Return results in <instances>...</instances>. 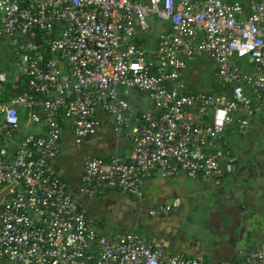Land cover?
Instances as JSON below:
<instances>
[{
	"label": "built area",
	"instance_id": "2783aa9c",
	"mask_svg": "<svg viewBox=\"0 0 264 264\" xmlns=\"http://www.w3.org/2000/svg\"><path fill=\"white\" fill-rule=\"evenodd\" d=\"M152 16L163 24L158 34ZM203 55L221 92L185 84L189 62ZM6 57L14 68L0 66V264H208L135 232H96L53 163L65 130L80 143L105 116L131 153L89 159L80 196L114 189L142 201L154 174L204 182L234 174L217 141L234 121L243 132L264 113V0H0ZM130 92L146 95L148 109L132 106ZM23 119L37 131L22 136ZM180 205L174 198L148 215ZM222 264H264V244L242 263Z\"/></svg>",
	"mask_w": 264,
	"mask_h": 264
},
{
	"label": "crops",
	"instance_id": "0c3cea01",
	"mask_svg": "<svg viewBox=\"0 0 264 264\" xmlns=\"http://www.w3.org/2000/svg\"><path fill=\"white\" fill-rule=\"evenodd\" d=\"M225 1L233 2L235 0ZM253 1L257 2L258 0ZM244 16L245 13L243 12L242 17ZM155 47L156 41L154 40L148 47H146V49L148 51H152L153 49H155ZM203 56L197 57L193 59V61L195 62L198 59H201ZM191 63L189 62L187 69L183 74V78L188 90L190 92H218L217 88L218 86L220 87V83L217 68L215 72L216 77L212 79L209 87L210 89H205V87H203L202 89H197L195 85L198 83V73L195 67H192ZM241 63L243 67L248 68L247 64L244 61H242ZM141 95H143L144 98L139 99L138 97H136V101L139 104V107L136 108L138 111H144L148 109L149 106L147 96L144 94ZM255 117H258V124L253 125V129H255L256 133H259L264 129V113H257L251 120H253ZM102 119L103 122L98 131V133L101 135H98V138H102L103 135L108 132L107 128L111 127V120L109 118L103 116ZM22 125L23 127H26L30 124H28L27 120L23 119ZM36 131L37 130L32 131L30 133H35ZM65 133L69 134L73 138L69 130H65L64 134ZM20 134L22 136L27 135L22 133ZM237 134H241V136L243 137L245 136L242 135V130L240 131L238 122L234 121L232 125L228 126L225 129L221 138L217 141V146L219 148H224L225 150H227L230 154V158L233 160V163L237 166L238 169L234 174L208 182L189 179L183 173H179L172 177H163L160 174H154L145 179L142 183V201H137L133 198L123 196L117 190L114 189L106 190L93 197L80 196L77 192L83 167L89 159L95 157L107 158L114 155L128 157L130 155L131 152L129 144L125 138L115 137L116 140H124L127 143V146H125V148H122V151L116 146L113 149L114 152L109 151L104 144L99 142L100 140H96L95 145L99 149V151L104 152L103 155L87 158L85 161L82 162L79 172L73 175L72 177L62 173L63 170L61 168L63 166L62 164H60L59 161L63 155L62 148L60 156L55 159L53 164L57 173L60 174L72 186L77 201L80 203L82 209L86 212V214L90 217L94 230L100 234H102L100 229L102 226V221L99 219L97 213L93 208L96 204L97 198L99 199L98 201L105 203L106 201H108L107 199L110 198V195L115 193L120 197H124V201H126V203H132L138 212L144 211L143 213L148 215V212L146 213V209H148L149 211L155 206L164 203H169L174 198H179L182 205L187 201L184 199L183 196H188L189 194L193 193L194 190L201 191V189H211V196L215 198V201L214 203L210 201H207L205 203H212L211 205L214 207L209 208L210 213L206 218L202 219L205 222L209 232H211L210 234H213L212 239L204 238L205 241L210 242L209 247L202 246L203 241L201 242V240H197V242L191 243V239H188L186 241L176 240L177 238L179 239V237L174 231L172 232L170 230V227L175 225L174 222L171 220L175 212H173L170 216L167 217L157 216L160 219L157 218L154 220V222L157 224L155 227V229L157 230L154 231L152 235L143 236L135 231L132 232H135L147 238L156 247L163 248L165 251L171 254H183L190 257L201 258L206 260L208 264H222L226 261L230 263H242L246 260L249 253L257 245L264 244V242L261 241L262 239H264V198L262 200L259 199L258 202L253 203L254 201L251 200L248 195L239 194L235 196V194H231V196L229 197V193L233 192L232 190L238 180V177L240 174L243 173V169L245 167L244 165H240V158L233 151L232 148L234 135ZM223 196H227L229 199V206L227 208L223 207L224 205L222 203L221 205L217 204L221 201ZM152 218H156V216Z\"/></svg>",
	"mask_w": 264,
	"mask_h": 264
},
{
	"label": "rangeland",
	"instance_id": "374dc122",
	"mask_svg": "<svg viewBox=\"0 0 264 264\" xmlns=\"http://www.w3.org/2000/svg\"><path fill=\"white\" fill-rule=\"evenodd\" d=\"M149 23L152 27L154 34H158L161 31V25H163L159 20L154 16L149 18ZM153 38L155 35H151ZM193 60L190 61V63ZM1 65H10L14 68L13 64L7 60V57L0 61ZM192 67H195L197 70V84L195 87L197 89H210V84L212 79L216 77V66L215 63L208 56H203L197 61H193ZM12 80V77L9 76L8 81ZM131 96L129 97V103L135 108L139 107V104L136 101V97L139 99L144 98L143 95L136 92H130ZM257 118L255 117L250 125L245 128L242 132V135H234L233 138V151L240 158V165H244L243 173L239 175L238 180L233 188V192L229 193L237 195H248L251 200L258 202L259 199L264 198V129L263 131L256 133L253 129V125H257ZM38 127L34 125L22 126L20 128V133L27 134L32 131L37 130ZM105 135L102 138L97 136L101 135L97 133L95 136L84 139L80 143H77L69 134L65 133L63 135L62 141V152L63 155L60 158V164H62L63 174L68 176H73L77 174L80 170V166L83 161L87 158L102 156L104 152L99 151L95 145L96 140L104 144L109 151L114 152V148H125L127 143L124 140H116L114 137L111 127L107 128ZM211 189H201V191H193V193L188 196H183L185 203H183L179 209H176L172 217V221L175 225L170 227V230L175 232L179 239L176 240H188L191 239V242H197L201 240L202 246L209 247L210 242L205 241L204 238H211L209 230L205 222L202 220L208 216L209 208L214 207L211 204L205 203L207 201L213 202L215 198L211 196ZM96 200V199H95ZM97 198L96 204L94 205V210L97 213V216L102 221L101 232L106 236L120 235L126 232L135 231L143 236L152 235L156 227L154 222L156 218L149 217L147 214H144V211H137L135 206L132 203H126L124 197H120L115 193L110 195L105 203L98 201ZM227 196H223L221 203L223 207L229 206ZM170 201V200H169ZM168 201V202H169ZM231 206V205H230ZM155 209L158 206L154 207ZM146 209V208H145ZM148 209H146V213ZM160 219V218H158ZM169 220V219H168ZM166 221V220H164ZM150 223V224H149ZM261 232V231H260ZM259 241V240H258ZM264 242V239L261 240ZM200 242V243H201Z\"/></svg>",
	"mask_w": 264,
	"mask_h": 264
},
{
	"label": "trees",
	"instance_id": "16d2710c",
	"mask_svg": "<svg viewBox=\"0 0 264 264\" xmlns=\"http://www.w3.org/2000/svg\"><path fill=\"white\" fill-rule=\"evenodd\" d=\"M228 1H229V0H228ZM24 81H25V80H24ZM217 82H218V81H217ZM23 87H24V86L17 88V89H16V92H17V93H21V92L23 91ZM222 89H223V87H221V86L219 87V86H218L217 91H218V92H221ZM236 122H237V121H236ZM64 132H65V131H64ZM221 149L225 150L224 148H221ZM226 151H227V150H226ZM107 158H109V157H107ZM107 158H104V159H107ZM162 217H163V216H162ZM154 246H155V245H154ZM194 258H195V257H194Z\"/></svg>",
	"mask_w": 264,
	"mask_h": 264
},
{
	"label": "water",
	"instance_id": "95a60500",
	"mask_svg": "<svg viewBox=\"0 0 264 264\" xmlns=\"http://www.w3.org/2000/svg\"><path fill=\"white\" fill-rule=\"evenodd\" d=\"M218 72V71H217ZM3 194H1L0 199L2 198Z\"/></svg>",
	"mask_w": 264,
	"mask_h": 264
}]
</instances>
